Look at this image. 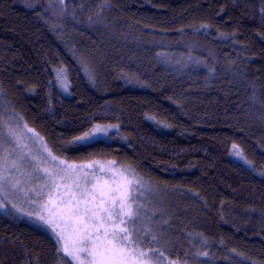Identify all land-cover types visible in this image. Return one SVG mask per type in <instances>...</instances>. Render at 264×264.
Segmentation results:
<instances>
[{
    "label": "trees",
    "instance_id": "trees-1",
    "mask_svg": "<svg viewBox=\"0 0 264 264\" xmlns=\"http://www.w3.org/2000/svg\"><path fill=\"white\" fill-rule=\"evenodd\" d=\"M0 107L129 187L159 264H264V0H0ZM95 123L118 130L70 143ZM61 261L0 211V264Z\"/></svg>",
    "mask_w": 264,
    "mask_h": 264
},
{
    "label": "snow or ice",
    "instance_id": "snow-or-ice-1",
    "mask_svg": "<svg viewBox=\"0 0 264 264\" xmlns=\"http://www.w3.org/2000/svg\"><path fill=\"white\" fill-rule=\"evenodd\" d=\"M13 132L14 130L10 129V134ZM100 133L106 134L107 128L97 125L91 133L85 132L75 137L70 143L81 144ZM233 147L235 148L236 145ZM236 155L240 156L241 153L237 151ZM52 159L55 160V157ZM61 163L64 162L61 161ZM43 171L48 177L51 189L63 187L64 196L68 197L67 200L60 197L63 208L48 212L49 217L59 216L66 222V226L75 224L71 239L63 232H55L53 228L57 242H63L60 251L66 257L75 264H153L151 254L156 253L155 264H159V257L163 253H160L158 249L141 250L144 240L135 228L139 217V205L133 208L136 198L131 196L129 187L121 184L113 187L106 181L101 183V178H96L97 182L91 184L89 188L90 182L87 180L89 174L83 172L82 168L77 172L72 165L53 172H49L46 168ZM80 174L84 177L83 185L80 183ZM57 179L71 180L72 183L60 185ZM136 183L138 184L139 181L137 180ZM9 184L14 188L19 181L0 174V195H3L5 200L7 199L6 187ZM127 184H131V181ZM45 186L48 187V183ZM37 195H42V192H37ZM48 195L51 202V191ZM3 206L4 202L0 200V207ZM39 219L46 224H55L54 219H46L42 214L39 215ZM152 239L155 240L156 237L153 236ZM85 257L88 259L86 260Z\"/></svg>",
    "mask_w": 264,
    "mask_h": 264
},
{
    "label": "rangeland",
    "instance_id": "rangeland-1",
    "mask_svg": "<svg viewBox=\"0 0 264 264\" xmlns=\"http://www.w3.org/2000/svg\"><path fill=\"white\" fill-rule=\"evenodd\" d=\"M56 82L61 88L62 92L68 94V82L64 70H60L56 73ZM0 107V174L9 177L12 180H18L19 184L16 187H12L10 184L6 187L7 199H4L3 195H0V200L4 202V206L0 207V211L6 214H10L19 218H22L32 225L47 231L55 242L59 250L62 247L63 242H57V236L55 232H63L65 236L72 238L71 226H66V222L62 221L59 216L49 217L48 212L50 210L59 211L63 208V204L60 203V197L65 200L68 197L64 196L65 189L60 187L59 189L52 190L50 182L43 169H48L49 172L57 171L59 169L66 168L68 165H72L73 168L79 172V169H83V172L88 173L87 180L91 184L96 183V178H101L100 173H104L105 170L94 162H70L54 155L48 148L44 140L38 136L33 130L29 131V127L15 115L14 111ZM99 125L107 128V133L96 134L94 138L87 142L95 139L104 138L109 139L110 135L118 130L117 123H95L86 131L76 135L81 136L85 132L91 133L94 128ZM10 129L14 130L10 134ZM72 138V141L74 138ZM84 142V143H87ZM229 144L228 151L232 159L241 162H246V158L241 148L236 145ZM241 153L240 156L236 155V152ZM55 157V160L52 159ZM63 161L64 163H61ZM90 166V167H89ZM71 171V170H69ZM48 183V187H46ZM57 183L63 185L64 183L71 184V180H60L57 179ZM80 183L84 184V177L80 174ZM51 191V202H49L48 193ZM75 191V188H73ZM37 192H42V195L38 196ZM15 205V207L13 206ZM46 206V207H45ZM44 215L46 219H54L55 224H46L44 221L39 219V215ZM139 224L135 225L140 227L141 215L139 214ZM55 228V232L53 231ZM102 235V232H101ZM142 251H147L144 246L141 248ZM64 258H66L71 264H75L69 257L61 251ZM87 260L88 258L85 257ZM59 264H64L62 261Z\"/></svg>",
    "mask_w": 264,
    "mask_h": 264
}]
</instances>
